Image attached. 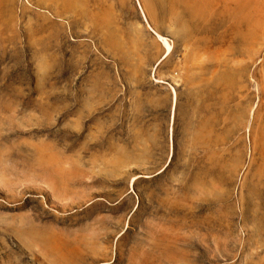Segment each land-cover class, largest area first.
Here are the masks:
<instances>
[{
    "label": "rangeland",
    "instance_id": "rangeland-1",
    "mask_svg": "<svg viewBox=\"0 0 264 264\" xmlns=\"http://www.w3.org/2000/svg\"><path fill=\"white\" fill-rule=\"evenodd\" d=\"M0 264H264V0H0Z\"/></svg>",
    "mask_w": 264,
    "mask_h": 264
},
{
    "label": "bare ground",
    "instance_id": "bare-ground-1",
    "mask_svg": "<svg viewBox=\"0 0 264 264\" xmlns=\"http://www.w3.org/2000/svg\"><path fill=\"white\" fill-rule=\"evenodd\" d=\"M154 34L156 35V37L158 38V40L161 42V44L163 45L164 48V56H167L170 52H171V44L169 43V41L167 40L166 37L160 35L159 33L154 31Z\"/></svg>",
    "mask_w": 264,
    "mask_h": 264
}]
</instances>
